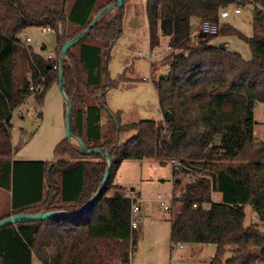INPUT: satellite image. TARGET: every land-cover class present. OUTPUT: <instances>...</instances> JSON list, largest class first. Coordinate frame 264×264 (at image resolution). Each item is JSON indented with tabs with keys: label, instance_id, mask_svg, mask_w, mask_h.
<instances>
[{
	"label": "trees",
	"instance_id": "1",
	"mask_svg": "<svg viewBox=\"0 0 264 264\" xmlns=\"http://www.w3.org/2000/svg\"><path fill=\"white\" fill-rule=\"evenodd\" d=\"M127 1L69 48L63 66L71 131L89 149L109 150L108 182L82 213L1 227L0 264H129L139 238V224L131 225L137 198L126 197L127 188L115 179L123 161L144 158L184 165L172 166L173 192L179 191L171 200L172 244H216L209 264H222L231 246L227 264H252L255 248L264 257V231L245 225L248 204L264 222V141L254 131L255 107L264 102V13L254 7L251 37L220 17L223 8L242 2L264 6V0H147L150 46L166 36L171 48L169 71L153 80L162 119L123 124L107 95L128 77L125 72L111 79L107 67L123 33ZM115 2L0 0V187L12 191V214L79 210L99 189L108 166L105 155L84 154L68 138L55 148L60 159L10 158L14 111L30 96L41 102L60 72L22 34L50 26L59 58L63 44ZM192 18L220 22V31L195 38ZM219 35L245 40L251 59L213 44ZM121 131L135 134L119 143Z\"/></svg>",
	"mask_w": 264,
	"mask_h": 264
},
{
	"label": "rangeland",
	"instance_id": "2",
	"mask_svg": "<svg viewBox=\"0 0 264 264\" xmlns=\"http://www.w3.org/2000/svg\"><path fill=\"white\" fill-rule=\"evenodd\" d=\"M147 0H128L125 4L123 33L116 41L108 61V73L111 79H117L126 72L128 80L118 88L111 89L107 95L108 107L113 112H121V122L130 123L142 119L159 121L162 113L158 94L153 80L165 75L168 69V57L171 53L169 38L161 36L159 44L150 46L149 24L146 13ZM234 7H230L233 11ZM242 31L246 36L253 35V12L250 6L242 8L240 14L231 13L222 19ZM193 37L200 34L202 20L192 18ZM36 53L55 56L56 37L54 31H45L42 27L25 30L22 38ZM213 44L226 43L229 50L239 53L250 60L252 52L249 44L237 35H219ZM146 78V79H145ZM66 102L59 83H54L40 102L30 96L13 113L12 160L60 159L55 154L56 146L66 138L65 131ZM106 116H103L105 122ZM254 131L257 140L264 141V102L258 103L254 110ZM135 131H121L119 143L127 141ZM72 144H77L75 140ZM158 158L123 161L115 182L125 188L134 198L140 199L142 210L139 219L138 244L129 264H209L215 255L214 243H183L174 245L170 239L172 209L167 211L156 201L158 195L169 202L173 192V167L170 161L162 163ZM187 181L186 179L184 180ZM12 191L0 189V217L9 211ZM245 225L256 224L264 231V222L260 221L252 205L245 206ZM232 246L222 258V264L232 256ZM34 264H40L35 261ZM264 264L260 248L254 249L253 263Z\"/></svg>",
	"mask_w": 264,
	"mask_h": 264
},
{
	"label": "water",
	"instance_id": "3",
	"mask_svg": "<svg viewBox=\"0 0 264 264\" xmlns=\"http://www.w3.org/2000/svg\"><path fill=\"white\" fill-rule=\"evenodd\" d=\"M124 1L125 0H116L115 3L109 4L106 7H104L103 9H101L100 11H98L97 14L94 16L91 24L85 30H83L80 34H78L76 37L69 39L67 42H65L63 44V46L61 48V52H60V72H59L58 83H59V87H60L61 93L63 95V98L66 102V115H65L66 138H68L70 141L75 140L77 145L79 146L80 150L84 154L99 153V154L105 155V157L107 158V161H108L107 170L105 172L104 178L101 182L99 189L91 197V199L88 201V203L86 205H84L81 209H79L75 212L52 211L51 210V211H46L43 213L11 214L7 217L0 219V228L7 225V224H15L18 222H25V221H42V220L50 219L53 217L65 216V215L72 216V215H75L78 213H82V212L86 211L93 203L96 202L98 197L101 195L104 187L106 186L108 179H109L110 172H111V168H112V163H113L112 157H111L108 149H104V148L89 149L86 146L85 142L80 137H78L77 135H75L71 131L72 101L67 96L65 89H64L63 66H64V60L66 58V55H67L69 48L71 46H73L74 44H76L78 41H80L83 37H85L90 32V30L97 24L99 18L102 15L109 13V12L115 10L116 8L122 7L124 5ZM200 36L206 37L207 34L205 32H200ZM219 46L222 48H226V43H220Z\"/></svg>",
	"mask_w": 264,
	"mask_h": 264
},
{
	"label": "built area",
	"instance_id": "4",
	"mask_svg": "<svg viewBox=\"0 0 264 264\" xmlns=\"http://www.w3.org/2000/svg\"><path fill=\"white\" fill-rule=\"evenodd\" d=\"M247 5L250 6V8L252 9V12H254V7L256 6L259 10H261L264 13V6L263 5H260L258 3H252V4L250 3ZM244 6H246V5L244 2H242V3H238V4L233 5L232 6V7H234L233 11L230 10L231 6L223 8L220 12L221 19L229 17L232 12L235 14H240L242 12V8ZM220 28H221L220 22H216L213 20H203L201 25H200L201 32H205L207 35L217 34L220 31ZM43 29L45 31H52L50 26H45V27H43ZM30 40H31L30 37H27L26 41L28 42ZM48 58H51L53 60L54 69L60 68V56H59V58H56L55 56L49 55ZM167 71H169V69ZM33 89H34V85H31V90H33ZM171 164H172V166L175 165L177 168L184 167L182 162L177 161V160H173L171 162ZM126 197L133 198L132 195L129 193L126 194ZM213 197L215 199H218L219 195L214 194ZM171 200L169 202L163 200V197L160 194L158 195V198L156 199V201L160 202V205L163 206V208L167 211L170 210ZM141 210H142V205L140 204V199L137 198L132 204V210H131V212H132V223H131L132 228L138 227L139 219L137 217L139 216V213L141 212Z\"/></svg>",
	"mask_w": 264,
	"mask_h": 264
},
{
	"label": "crops",
	"instance_id": "5",
	"mask_svg": "<svg viewBox=\"0 0 264 264\" xmlns=\"http://www.w3.org/2000/svg\"><path fill=\"white\" fill-rule=\"evenodd\" d=\"M170 48V47H169ZM156 88V87H155ZM157 91V90H156ZM0 189H2V190H7V189H3V188H1L0 187ZM8 192H9V190H7ZM12 214V212H11V206H10V208H9V211H7V213L6 214H4V215H2L1 217H0V219L1 218H4V217H7V216H9V215H11Z\"/></svg>",
	"mask_w": 264,
	"mask_h": 264
}]
</instances>
